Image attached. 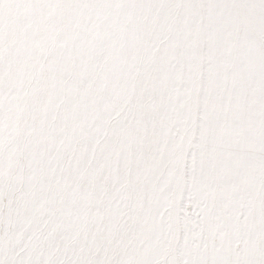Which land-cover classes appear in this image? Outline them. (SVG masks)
Listing matches in <instances>:
<instances>
[{
	"label": "snow or ice",
	"instance_id": "6c2138e0",
	"mask_svg": "<svg viewBox=\"0 0 264 264\" xmlns=\"http://www.w3.org/2000/svg\"><path fill=\"white\" fill-rule=\"evenodd\" d=\"M0 264H264V0H0Z\"/></svg>",
	"mask_w": 264,
	"mask_h": 264
}]
</instances>
